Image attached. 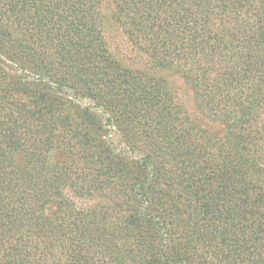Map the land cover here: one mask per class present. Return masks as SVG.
<instances>
[{
	"label": "trees",
	"instance_id": "obj_1",
	"mask_svg": "<svg viewBox=\"0 0 264 264\" xmlns=\"http://www.w3.org/2000/svg\"><path fill=\"white\" fill-rule=\"evenodd\" d=\"M0 264H264V0H0Z\"/></svg>",
	"mask_w": 264,
	"mask_h": 264
},
{
	"label": "rangeland",
	"instance_id": "obj_2",
	"mask_svg": "<svg viewBox=\"0 0 264 264\" xmlns=\"http://www.w3.org/2000/svg\"><path fill=\"white\" fill-rule=\"evenodd\" d=\"M105 11L106 6H103L101 11L104 16L102 26L104 27V33L112 53L133 68H140L143 65L146 66L145 64L148 62L147 56L138 52L120 25L115 20L105 16ZM172 85L178 93V98L184 102L189 112L192 114L195 113V100L189 86L180 76L172 78Z\"/></svg>",
	"mask_w": 264,
	"mask_h": 264
}]
</instances>
